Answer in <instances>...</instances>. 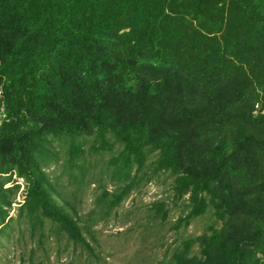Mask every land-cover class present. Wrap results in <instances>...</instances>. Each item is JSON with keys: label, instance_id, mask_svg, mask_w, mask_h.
I'll list each match as a JSON object with an SVG mask.
<instances>
[{"label": "trees", "instance_id": "1", "mask_svg": "<svg viewBox=\"0 0 264 264\" xmlns=\"http://www.w3.org/2000/svg\"><path fill=\"white\" fill-rule=\"evenodd\" d=\"M85 137L121 146L122 184L79 215L43 167L70 141L61 167L80 186ZM163 174L183 207L174 231L208 213L221 224L164 264H264V0H0V232L22 179L17 221L95 256L94 216ZM152 208L168 219L166 201Z\"/></svg>", "mask_w": 264, "mask_h": 264}, {"label": "rangeland", "instance_id": "2", "mask_svg": "<svg viewBox=\"0 0 264 264\" xmlns=\"http://www.w3.org/2000/svg\"><path fill=\"white\" fill-rule=\"evenodd\" d=\"M70 143L55 141L52 150L56 157L43 170L50 180L56 177L60 179L59 192L69 197L79 215L92 210L100 212L97 199L103 189L112 192L122 184L110 178V161L121 150V146L116 144L112 150L96 152L93 148L98 145L93 143L92 137L78 139L76 144L82 145L85 155L76 163L83 164L88 170L80 187L70 183L68 174L61 167L69 159L67 150ZM13 178L16 179L15 176ZM16 180L20 188L10 212L14 220L10 228L0 232V264H164L169 258L166 252L168 248L203 234L210 226L218 228L221 225L208 213L193 219L187 229L174 231L172 228L183 207L181 202H173L170 189L172 179L163 174L151 182L143 181L108 216L102 219L100 214L94 216L98 223L92 226L91 232L85 233L87 241L95 249L94 256L68 243L66 237L51 231L48 224L43 231L37 229L32 234L28 225L19 223L17 217L25 199V183L22 179ZM158 200L168 204L169 216L165 222L150 217L152 204Z\"/></svg>", "mask_w": 264, "mask_h": 264}]
</instances>
